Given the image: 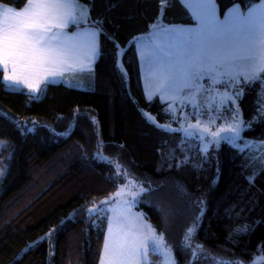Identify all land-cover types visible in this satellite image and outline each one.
<instances>
[{
	"label": "snow or ice",
	"instance_id": "snow-or-ice-1",
	"mask_svg": "<svg viewBox=\"0 0 264 264\" xmlns=\"http://www.w3.org/2000/svg\"><path fill=\"white\" fill-rule=\"evenodd\" d=\"M97 3L98 0H26L19 9L0 3V79L10 82V86H25L31 95L41 92L42 83L47 87L49 78L55 83L68 68H78L94 78L97 62L107 58L123 80L124 72L120 69L123 56L128 50L138 53L147 86L143 96L147 107H141L139 99H133V104L146 124L169 134H182L177 144L180 154L176 156V148H170L171 155L161 152L162 158L167 160L168 168L182 173L188 170L201 173L207 170L206 164L209 167L214 164V187L221 173L216 155L221 143L227 142L243 155L255 147L258 138H246L242 133L254 130L257 123H264V104L256 103L254 115L248 119L244 118L241 107L245 96L253 89L259 91L258 86L264 84V0L258 4L251 0H231L222 10L217 0H136L137 5L143 3L148 7L140 11L130 8L123 17L111 14L123 0H103V11H97ZM176 4L190 13L194 24L168 22V13ZM121 20H136L137 24L126 29ZM125 45L127 49L122 53ZM69 86L86 85L80 80ZM202 95L208 101L205 111H200ZM156 101L160 102V108L153 112L151 105ZM177 102L182 106L190 104L195 111L177 113L174 110ZM83 115L92 122L95 131L99 126L96 115L92 110ZM158 116L168 119L161 121ZM13 123L21 134L48 127L27 117L14 118ZM49 131L54 135H71L67 129L65 133H56L54 128ZM186 138L200 142L197 152L190 155V150H185ZM260 145L264 148V140ZM117 147L120 151L108 156L99 151L93 154L94 160L108 166L109 172L103 175L112 190L103 198L93 197L79 208L89 227L103 232L99 264H153L151 253L167 257L182 251L189 257L184 264H200L205 259L217 264H249L242 259H222L214 248L199 241L200 230L219 239L218 234L211 232V220L207 227L204 225L208 195L199 191V185L194 193L180 185L181 193L190 199L194 209L189 218L191 226L182 243L167 241L144 219L146 213L135 211L141 203H152L159 182L137 174L124 159L125 146ZM246 159L244 168L255 169L259 159L260 170L264 172V152L259 158L251 155ZM258 175L253 171L245 176L250 187L256 186ZM250 203L255 207L256 198ZM235 208L233 204L225 209L230 220ZM243 211L236 212L235 216L239 217ZM260 223H264V217L251 225H224L225 241L239 247L244 243L242 237L250 236ZM63 224L61 221L50 229L33 247L50 239ZM219 248L231 251L225 245ZM50 250L54 251V242ZM259 251L264 254V242ZM259 259L264 261V255ZM170 264H178L177 259H172Z\"/></svg>",
	"mask_w": 264,
	"mask_h": 264
},
{
	"label": "trees",
	"instance_id": "trees-1",
	"mask_svg": "<svg viewBox=\"0 0 264 264\" xmlns=\"http://www.w3.org/2000/svg\"><path fill=\"white\" fill-rule=\"evenodd\" d=\"M258 1L251 0L252 3ZM25 2L0 0V3L16 8H22ZM230 2L217 0L221 10ZM104 7L103 0H98L97 11H103ZM145 7L148 5H137L136 0H123L111 14L123 17L130 8L140 11ZM168 22L192 24L194 20L180 4H176L168 13ZM121 23L126 29H132L137 21L121 20ZM125 49L127 45L121 52ZM122 64L123 80L120 72L113 70L112 63L102 58L97 62L94 78L86 75L87 82L92 81L93 89L71 87L65 83L48 84L37 96L29 95L28 89L9 87L0 79V138L9 140L14 147L0 187V264H99L103 232L89 227L79 208L93 197L103 198L112 190L103 175L109 172L108 166L94 160L93 154L97 151L104 156L117 153L119 144L125 146L124 159L137 174L159 182L152 203H141L137 209L147 214V219L167 241L182 243L191 226L189 218L194 209L190 199L181 193L180 185L189 193L196 192L199 185V191L208 195L204 225L207 227L211 220V232L219 235L216 239L200 230L199 241L227 254L228 258L222 256V259H242L251 264L254 256L261 253L264 223L255 225L250 236L242 237L244 243L239 247L225 241L222 228L224 225H251L264 217V172L260 170V160L257 159L255 169L244 168L242 165L248 162L246 157L255 153L247 150L241 155L233 146L222 142L216 153L221 173L214 187V164L211 167L206 164L207 170L201 173L192 170L182 173L179 169L168 168L161 152L168 156L171 155L168 150L176 148L175 155L178 156L177 144L182 134L162 132L143 121L132 102L139 99L140 106L147 107L143 101L145 91L138 53L128 50ZM262 87V84L258 86L259 91L253 89L241 102L245 119L254 115L256 103L264 104ZM159 108L160 102L156 101L150 110L157 112ZM89 110L99 122L95 131L92 122L83 115ZM17 117L37 120L48 127H37L34 132L21 134L13 123ZM157 119L168 118L158 116ZM70 124L74 127H69ZM50 128L56 133H65L67 129L71 135H54ZM244 136L264 140V123H257L254 130L244 131ZM184 148L190 150L186 142ZM197 151L190 150L189 154ZM253 171L259 175L256 186L250 187L245 176ZM165 195L167 199L163 198ZM253 197L257 201L255 207L250 203ZM233 204L236 208L232 210L230 220L225 209ZM241 209L244 211L236 217L235 213ZM61 221L64 224L58 232L33 247ZM53 242L54 251L50 250ZM219 245H225L231 251L221 250ZM175 254L178 264H184L189 258L183 251Z\"/></svg>",
	"mask_w": 264,
	"mask_h": 264
},
{
	"label": "rangeland",
	"instance_id": "rangeland-1",
	"mask_svg": "<svg viewBox=\"0 0 264 264\" xmlns=\"http://www.w3.org/2000/svg\"><path fill=\"white\" fill-rule=\"evenodd\" d=\"M161 39L163 40L164 38L161 37ZM124 52V51H123ZM122 52V53H123ZM121 66H123V64L121 63ZM63 82H66L68 85L70 84H76L77 81H75L74 78H65L63 80ZM85 82V81H84ZM145 84V82H144ZM85 87H79V88H87V89H93L94 86L92 87L91 84H89V82H85ZM145 87H146V91H147V86L145 84ZM264 88V87H263ZM42 91V90H41ZM39 95V94H38ZM263 99H264V95H262ZM200 100L202 102V106L200 108V111H205L207 110V108L204 106V105H207L208 101L206 100V98L202 95L200 97ZM175 111H177V113H179L180 110L186 112V113H189L191 114L193 111H195L192 106L189 104V105H180L179 102H177L176 104V108L174 109ZM243 116H244V112H243ZM201 119H205L206 120V117H201ZM217 123H221V121H217ZM174 127L178 126V125H173ZM213 130H215V128H213ZM242 136L243 137H246L244 136V132L242 133ZM248 138V137H246ZM263 139H257L256 140V143H255V147L254 148H250L248 149L249 151L251 152H254L255 155L259 158V156L261 155L262 152H264V148L261 147L260 145V141H262ZM185 142L188 146V148L193 151H197V149L200 147V142L197 141L195 138H186L185 139ZM239 143H242V141H240ZM13 151H14V147L12 145V143L7 140V139H3V138H0V187H1V184H2V181L4 179V176L6 175V172L8 170V167H9V163H10V160L12 159L13 157ZM209 151H211V149H209ZM136 212H144L142 209H135ZM145 213V212H144ZM145 220H147L148 224L152 225L153 227H155L148 219L147 217L145 216L144 218ZM156 228V227H155ZM158 233H161L163 234L162 232H159V230L157 229ZM164 235V234H163ZM165 237V236H164ZM166 239V238H165ZM169 246L171 247V245L169 244ZM218 252V251H217ZM220 254V256H224L225 258H228L227 254H225L224 252H218ZM152 254V253H151ZM150 254V258L152 259L153 261V264H170L171 260L172 259H177V256L174 253L170 254V256H164L162 253H155L158 257H154L153 255L151 256ZM261 255H264L262 253H259L257 255L254 256V258L251 260V264L252 262H255V264H264V261H261L259 259V257ZM194 259H196V257H194ZM178 261V259H177ZM200 264H216L214 260H211V259H205V260H202L200 262Z\"/></svg>",
	"mask_w": 264,
	"mask_h": 264
},
{
	"label": "crops",
	"instance_id": "crops-1",
	"mask_svg": "<svg viewBox=\"0 0 264 264\" xmlns=\"http://www.w3.org/2000/svg\"><path fill=\"white\" fill-rule=\"evenodd\" d=\"M260 2V0L257 2V4ZM3 4V3H2ZM4 6H11V5H6V4H3ZM16 8V7H15ZM19 9V8H18ZM222 18V17H221ZM194 23H195V21H194ZM194 23H192V24H194ZM139 55V54H138ZM140 59V58H139ZM86 75H87V73L86 72H81L78 68H68L65 72H64V74H63V77H58L57 79H56V82L55 83H53L52 82V78H49V81H48V84H58V83H65V84H67L66 82H63V80L67 77V78H74L75 79V81H80V80H82V81H85V82H87V77H86ZM141 75H142V82H143V87H144V91H145V94H146V87H145V84H144V79H143V71H142V69H141ZM4 81V80H3ZM5 82V84L7 85V86H9V87H12V88H24V89H26V87L25 86H23V85H20V86H10V82H6V81H4ZM68 85V84H67ZM263 85V87H264V84H262ZM45 86V84H41V90L43 89V87ZM262 87V95H264V88ZM41 93V92H40ZM40 93H34L36 96L38 95V94H40ZM153 255V254H152ZM151 255V256H152Z\"/></svg>",
	"mask_w": 264,
	"mask_h": 264
}]
</instances>
